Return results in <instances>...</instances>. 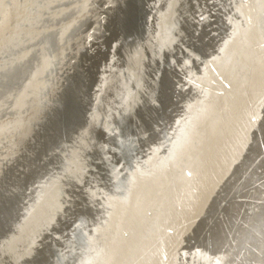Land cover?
<instances>
[{"label": "bare ground", "instance_id": "6f19581e", "mask_svg": "<svg viewBox=\"0 0 264 264\" xmlns=\"http://www.w3.org/2000/svg\"><path fill=\"white\" fill-rule=\"evenodd\" d=\"M126 2L0 0V264H264L240 246L264 191L227 202L260 154L264 0H147L117 49ZM66 90L83 117L51 143Z\"/></svg>", "mask_w": 264, "mask_h": 264}, {"label": "water", "instance_id": "95a60500", "mask_svg": "<svg viewBox=\"0 0 264 264\" xmlns=\"http://www.w3.org/2000/svg\"><path fill=\"white\" fill-rule=\"evenodd\" d=\"M147 0H127L124 13L115 21L111 31L108 33V39L118 34L120 41L117 45L120 47L121 43H130L133 41L135 36L142 33L144 16L148 11L146 6ZM201 38V35H198ZM208 39L209 36L207 37ZM207 41V40H206ZM108 42V41H107ZM117 51V50H116ZM91 75H88V83ZM159 105L164 108L168 104V110L164 115L170 114L175 107V97L172 90L171 77L168 74H164L159 83ZM83 105L80 106L78 102L74 101V98L69 90H66L63 94L60 105L55 108L52 116L48 119L43 127V131H51L47 141L56 142L57 138L66 135L71 129L75 127L82 120ZM148 121V120H146ZM144 122V121H143ZM144 125H149V122H145ZM45 137V136H44ZM7 206H0V222L1 216L7 215L10 212V208L13 207L11 200L7 201ZM2 210V211H1ZM3 221V220H2Z\"/></svg>", "mask_w": 264, "mask_h": 264}, {"label": "rangeland", "instance_id": "374dc122", "mask_svg": "<svg viewBox=\"0 0 264 264\" xmlns=\"http://www.w3.org/2000/svg\"><path fill=\"white\" fill-rule=\"evenodd\" d=\"M215 15H216V14H215ZM210 19H212L213 22L210 21V23L208 24V26L210 25L211 28H212V26H213V28H217V23H216V21H217L216 19H217V18L214 17V19H213V18H210ZM214 20H215V21H214ZM211 22H212L213 24H212ZM214 22L216 23V25H215ZM211 24H212V25H211ZM214 25H215L216 27H215ZM208 26H206V28H204L205 32H206V30L209 31L210 26H209V27H208ZM210 32H214V30H212V31L210 30ZM208 35H209V34H208ZM88 68H89V67H88ZM88 70H89V69H88ZM89 72H91V71H89ZM147 120H148V119H147ZM148 122H150V121L148 120ZM262 129H263V130H260V132L262 131V132L260 133L261 135H260V134H257V139H256L257 141H256V147H255V150H256V151L254 150L255 152L258 151L260 154L258 153L259 156L257 157L256 161L254 162V165L251 166L252 169L250 168V169L246 172L245 176H244L242 179L239 180L240 182H239V181L237 182L236 185H239V186H236V185H235V187H237V188H236V189H233V191L230 193L231 196H230L229 200L227 201V202H230V203H233V202H234V204H233L234 206H235L236 204H238L239 202H240L239 204H242L243 202H247V203H249L248 201H250V199H248V197L246 198V196H249L248 193H251V192H252L251 190H258V189H259V191H260V190L262 189V191H264V164H262V163H264V153H263V152H264V149H263V146H264V143H263V142H264V136H263V138H262V134L264 133V126H263ZM259 135H260V136H259ZM263 135H264V134H263ZM258 137H259V139H258ZM259 140H260V141H259ZM261 141H262V142H261ZM260 143H261V144H260ZM262 143H263V144H262ZM259 145H260V146H259ZM257 147H258V148H257ZM261 147H262V148H261ZM260 150H261V151H260ZM259 158H260V159H259ZM258 160H259V161H258ZM261 160H262V161H261ZM257 162H259V163H257ZM260 163H261L262 165H261ZM256 164H259V165H256ZM254 166H255V167H254ZM258 167H259V168H258ZM262 168H263V170H262ZM261 171H262V172H261ZM252 172H253V173H252ZM248 175H249V176H248ZM251 175H253V176L255 175L256 177H258V178H257L258 180H256L257 182H256V181L254 182V185H253V182L251 183V179H250V178L252 177ZM246 176H247V177H246ZM250 176H251V177H250ZM243 179H244V180H243ZM246 179H247V180H246ZM248 179H250V180H248ZM242 181H243V182L247 181V182H245V183L243 184ZM249 181H250L249 184H251V185L248 184ZM258 181H259V183H258ZM261 182H262V183H261ZM246 183H247V184H246ZM245 184L247 185V188H246V185H245ZM261 184H262V185H261ZM242 185H243V186H242ZM244 185H245V186H244ZM248 185H249L250 187H248ZM252 185H253V186H252ZM256 186H257V187H256ZM258 186H259V187H258ZM260 186H262V187H260ZM243 187H244L246 190H245ZM253 187H254V189H253ZM241 188H242V189H241ZM248 188H249L250 190H247ZM238 189H240V190H238ZM242 190L245 191V192H241ZM236 191H237V192H236ZM246 191H247V192H246ZM240 192H241V193H240ZM234 193H235L237 196H236ZM245 193H246V194H245ZM239 194H240V198H241V200L239 199ZM241 194H243V195L241 196ZM232 196H233V197L235 196L238 200H237L235 197L233 198ZM231 197L233 198V199H232L233 201L231 200ZM243 197H244V198H243ZM242 198H243V200H242ZM236 200H237L238 202H237ZM236 202H237V203H236ZM262 202H263V203H262ZM262 202H261V205H262L261 208L263 209V208H264V206H263L264 201H262ZM235 203H236V204H235ZM229 214H230V212H229ZM230 217H231V214L229 215V218H230ZM259 218H260V220H261V218L264 219V213H263V215H261ZM225 219H226V218H225ZM230 219H231V218H230ZM226 220H227V221H226V224H227V226H228V225H229V223H228V222H229V219H226ZM231 220H232V219H231ZM231 220H230V221H231ZM261 221H262V220H261ZM231 222H232V221H231ZM261 225H262L263 227H260V229L257 228V230H256V231H258L260 234H261V232H262L261 235L255 233L256 231L254 230V228L256 229V227L253 226L254 228L252 227V228L248 229L249 231H248V230H247V232L245 231L244 234H242V235L240 236V238H241V240H240V243H241L240 246H241V247H242V245H243V246L245 245V243H246V241H247L248 238H250V239H248L249 241H247V242H249V244L252 243V245H251V244H250L251 246L248 245L247 248H248V247L253 248V247L255 246V244H257V242L260 241L259 238L262 239V240H264V236H263V235H264V232H263V229H264V220H263V223H262ZM224 227H225V226H223V227H222V226H219V227H218L219 229L214 231V232H216V234H217V236H218V237H216V238H218V239L215 240V241H218L219 243H221V241L223 242V241L225 240V238H226V235H225V234H226V232H225V231H226V228H225V231H223V230H224ZM220 229H221V230L223 229V230L220 232V231H219ZM250 231H251V232H250ZM224 232H225V233H224ZM220 233H221V234H220ZM246 233H248V235H247ZM251 233H252V234H251ZM253 233H254V234H253ZM216 234H215V235H216ZM223 234H224V235H223ZM245 234H246V235H245ZM255 234H256V235H255ZM219 235H220V236H219ZM222 235H223V236H222ZM242 236H243V237H242ZM253 236H254V237H253ZM262 236H263V237H262ZM214 237H215V236H214ZM219 237H220V238H219ZM252 237H253V238H252ZM216 238H215V239H216ZM242 238H243L244 240H242ZM245 238H246V239H245ZM213 239H214V238H213ZM219 239H222V240L219 241ZM254 239H255V240H254ZM241 241H242V242H241ZM250 241H251V242H250ZM243 242H244V243H243ZM253 242H254V243H253ZM255 242H256V243H255ZM248 249H249V248H248ZM250 250L253 251V249H250Z\"/></svg>", "mask_w": 264, "mask_h": 264}]
</instances>
